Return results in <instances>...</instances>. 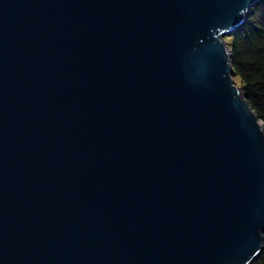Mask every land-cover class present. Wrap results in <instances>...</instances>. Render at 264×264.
<instances>
[{"label": "water", "instance_id": "water-1", "mask_svg": "<svg viewBox=\"0 0 264 264\" xmlns=\"http://www.w3.org/2000/svg\"><path fill=\"white\" fill-rule=\"evenodd\" d=\"M259 0H0V264H252L264 132L225 41Z\"/></svg>", "mask_w": 264, "mask_h": 264}, {"label": "trees", "instance_id": "trees-1", "mask_svg": "<svg viewBox=\"0 0 264 264\" xmlns=\"http://www.w3.org/2000/svg\"><path fill=\"white\" fill-rule=\"evenodd\" d=\"M225 40L234 77L264 132V0L250 10L242 28ZM252 264H264V237L261 254Z\"/></svg>", "mask_w": 264, "mask_h": 264}, {"label": "rangeland", "instance_id": "rangeland-1", "mask_svg": "<svg viewBox=\"0 0 264 264\" xmlns=\"http://www.w3.org/2000/svg\"><path fill=\"white\" fill-rule=\"evenodd\" d=\"M225 41H226V40H225ZM234 81H235L236 86L240 88L239 80H238L237 78L234 77Z\"/></svg>", "mask_w": 264, "mask_h": 264}]
</instances>
